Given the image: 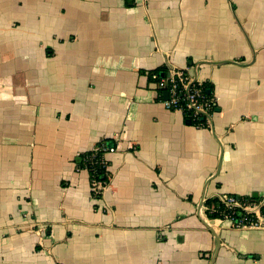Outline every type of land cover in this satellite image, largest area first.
Wrapping results in <instances>:
<instances>
[{
  "label": "crops",
  "instance_id": "obj_1",
  "mask_svg": "<svg viewBox=\"0 0 264 264\" xmlns=\"http://www.w3.org/2000/svg\"><path fill=\"white\" fill-rule=\"evenodd\" d=\"M170 69L208 128L159 103ZM220 194L264 198V0H0V264H264V229L206 217Z\"/></svg>",
  "mask_w": 264,
  "mask_h": 264
},
{
  "label": "built area",
  "instance_id": "obj_2",
  "mask_svg": "<svg viewBox=\"0 0 264 264\" xmlns=\"http://www.w3.org/2000/svg\"><path fill=\"white\" fill-rule=\"evenodd\" d=\"M148 77L159 103L165 109L181 112L196 128H208V120L214 112V101L208 97L202 83L191 78L186 70L181 69L155 70L148 73ZM165 92L167 98L164 97ZM114 151V147L103 146L94 149L91 156L84 161V169L87 172L89 169L93 173L90 185L95 196H101L108 184L96 178L103 174L102 169L109 178L104 155ZM96 167H100V171H97ZM212 199L216 202L208 204ZM263 208L264 198L260 200L233 194H220L207 199L203 205V211L209 220L227 222L233 229H264Z\"/></svg>",
  "mask_w": 264,
  "mask_h": 264
},
{
  "label": "trees",
  "instance_id": "obj_3",
  "mask_svg": "<svg viewBox=\"0 0 264 264\" xmlns=\"http://www.w3.org/2000/svg\"><path fill=\"white\" fill-rule=\"evenodd\" d=\"M204 89L207 91V90H210V87H209L208 85L204 84ZM207 95H208V97H212V94H211V93H209V94H207ZM186 120H187V121H190L189 119H186ZM190 123L193 124V122H190ZM103 146H106V145H105V144H100V145L97 146L96 149L101 148V147H103ZM92 151H93V150H92ZM92 151L87 152V153L81 155V157H80V161H79V165H78V168H79V169H84V168H85L84 161H85V159H86L87 157L91 156ZM96 170H97V171H98V170L100 171V167H96ZM101 173H103V174L99 175V176L96 177V178L99 179L100 181L108 182V178H107L106 175L104 174V169L101 170ZM88 174H89V181H91L92 178H93V173H92V171L89 170V169H88ZM213 202H216V200H215V199L209 200V201H208V204H209V203L211 204V203H213ZM262 212L264 213V208L262 209ZM212 218H215V217H212Z\"/></svg>",
  "mask_w": 264,
  "mask_h": 264
},
{
  "label": "water",
  "instance_id": "obj_4",
  "mask_svg": "<svg viewBox=\"0 0 264 264\" xmlns=\"http://www.w3.org/2000/svg\"><path fill=\"white\" fill-rule=\"evenodd\" d=\"M209 93H210V91L207 90V91H206V94H209ZM164 97L167 98V92L164 93ZM216 110H218V109H216ZM187 123L190 124V121H187ZM253 198H254V199H257L258 196H257L256 194H254V195H253Z\"/></svg>",
  "mask_w": 264,
  "mask_h": 264
}]
</instances>
